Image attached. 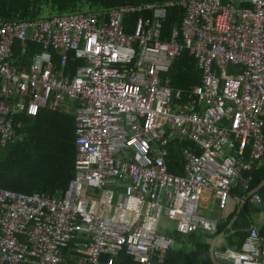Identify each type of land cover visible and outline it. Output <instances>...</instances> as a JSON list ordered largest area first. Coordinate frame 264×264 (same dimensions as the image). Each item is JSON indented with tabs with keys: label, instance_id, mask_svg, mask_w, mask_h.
I'll list each match as a JSON object with an SVG mask.
<instances>
[{
	"label": "built area",
	"instance_id": "obj_1",
	"mask_svg": "<svg viewBox=\"0 0 264 264\" xmlns=\"http://www.w3.org/2000/svg\"><path fill=\"white\" fill-rule=\"evenodd\" d=\"M165 9L185 16L164 39ZM148 14V16H144ZM39 48L20 62L27 43ZM181 51L201 84L171 90ZM76 66L71 75L69 54ZM231 68V69H229ZM75 106L73 177L58 197L0 189V264H163L174 238L215 233L198 215L205 191L224 211L231 189L264 165V0H180L106 11L0 19V147L14 116ZM184 176L167 172L170 140ZM252 195L251 203L259 204ZM225 264H264L254 228Z\"/></svg>",
	"mask_w": 264,
	"mask_h": 264
},
{
	"label": "trees",
	"instance_id": "obj_2",
	"mask_svg": "<svg viewBox=\"0 0 264 264\" xmlns=\"http://www.w3.org/2000/svg\"><path fill=\"white\" fill-rule=\"evenodd\" d=\"M165 1L174 0H0V19L31 21L40 17L43 10L47 11V16H50L51 12L64 15L81 13L85 6L93 12L126 5L136 6ZM181 17H183V11L164 10V17L160 21L164 37ZM39 48L28 42L25 52L23 54L17 52L16 55L24 65L28 63L34 52L39 51ZM72 63L73 55L69 54L71 68L83 65L77 62ZM169 77V86L173 89L183 90L192 85L201 84V72L197 67V60L187 51H181L174 59ZM14 127L23 139L6 148H0V189L25 195L64 191L71 177L75 157L74 118L56 111L40 110L33 118L16 114ZM187 145L186 142L170 140L167 172L171 176H183L181 149ZM250 177L249 191H253L264 180V166L254 168ZM232 194L239 198H245L246 195L239 191H234ZM255 194L260 199L257 216L262 220V224L258 228V235L264 246V185ZM237 210L228 217L226 225L212 235L201 232L186 236L167 233L168 236L174 237V246L166 251L163 264H212L209 257V245L204 241L206 238L211 240L224 231L227 234L226 243L229 248L233 251L239 250L247 237L248 230L252 227L249 215L253 213L248 206L243 207L239 214ZM234 217L237 219L227 231L226 228ZM160 231L165 232L163 229ZM128 261L129 258L122 253L117 257L115 264H127Z\"/></svg>",
	"mask_w": 264,
	"mask_h": 264
},
{
	"label": "crops",
	"instance_id": "obj_3",
	"mask_svg": "<svg viewBox=\"0 0 264 264\" xmlns=\"http://www.w3.org/2000/svg\"><path fill=\"white\" fill-rule=\"evenodd\" d=\"M176 1H180V0H174V1H165V2H176ZM165 2H162V3H152V4H144V5H160V4H163V3H165ZM132 6H134V5H132ZM136 6H141V5H136ZM177 10H180V9H177ZM180 11H183V10H180ZM144 16H148V14H144ZM185 16V12L183 11V17ZM183 17H181V18H183ZM180 18V19H181ZM180 22V20L178 21V23ZM178 23H176V24H173L171 27H174V26H176V25H178ZM171 29V28H170ZM169 29V30H170ZM169 30L167 31V33L165 34V37H164V39H167V36H168V32H169ZM71 54V53H70ZM196 59V58H195ZM197 60V59H196ZM74 63V62H73ZM72 63V64H73ZM197 67H198V62H197ZM171 68V67H170ZM70 69H71V75H73V67L71 68L70 67ZM198 69H199V67H198ZM229 69H231V68H229ZM170 71V70H169ZM201 72V71H200ZM166 78H168L169 79V83H170V77H169V72L167 73V74H164V75H162V80L163 81H165L166 80ZM169 86V85H168ZM192 86H194V85H192ZM170 87V86H169ZM191 87V86H190ZM189 88V87H188ZM187 88V89H188ZM170 89L171 90H178V89H173L172 87H170ZM183 90H186V89H183ZM75 106H76V104L74 103V102H69V101H67L66 103H65V105H63V107L60 109V110H56V112L57 113H63V114H67V115H69V116H71V117H73L74 119H75ZM68 107V109H69V111L68 112H63L62 110L63 109H66ZM40 110H48V111H51L52 112V110H49L48 108H40L38 111H40ZM25 115V114H24ZM26 116V115H25ZM26 117H28V116H26ZM30 118V117H29ZM33 118V117H32ZM74 127H75V120H74ZM15 128V127H14ZM15 130H16V128H15ZM22 139H23V137H22V135H18V139L17 140H15L13 143H10V144H7L6 146H4V147H0V148H6L8 145H12V144H15L16 142H21L22 141ZM173 140H177V139H173ZM177 141H179V140H177ZM179 142H185V141H179ZM75 145V144H74ZM75 155H76V149H75ZM74 160H75V157H74ZM262 166H264V165H261V163H257V162H255L254 163V165L251 167V170L248 172V173H244V174H242V176H241V178L243 179V180H246V179H249V182H248V190L247 191H244L243 189H242V187H241V182H237L236 183V186L235 187H233L232 189H231V197H230V200H229V202H228V205H227V208L224 210V211H220L219 209H218V205H217V199H216V196H215V194L213 193V192H209V191H205L204 193H203V195H202V197H201V199H200V206H199V211H198V215L200 216V217H203V218H205V219H209V220H216L217 221V229H216V232H219V229H222V227H224L225 225H226V220L228 219V217L229 216H231L235 211H236V209H238L237 210V214H239V212H240V210L243 208V207H249V209H250V212H252L253 214H255V215H253V214H251V215H249V217L251 218V222H252V227L251 228H254L255 230H256V232H257V234H258V228L261 226V224H262V220L260 219V217L259 216H257V214H258V205H254V204H252L251 203V198H252V195H256L255 193L256 192H254V193H252L247 199H246V202H244L245 201V198L247 197V195L249 194V193H251L252 191H249V184H250V182H251V177H250V173L252 172V170L254 169V168H258V167H262ZM73 168H74V163H72V173H71V177H70V179H69V181H68V183L70 182V180L72 179V177H73ZM183 176H184V172H183ZM263 182V181H262ZM261 182V183H262ZM68 183H67V185H68ZM260 183V184H261ZM259 184V185H260ZM258 185V186H259ZM257 186V187H258ZM66 188H67V186H66ZM261 188V187H260ZM259 188V189H260ZM258 189V190H259ZM66 190V189H65ZM64 190V191H65ZM254 190H256V189H254ZM253 190V191H254ZM258 190H256V191H258ZM64 191H51V192H49L48 194H44V195H54V196H56V197H58V196H60ZM234 191H239V192H241V193H243L244 195H245V198H239L238 196H236V195H233L232 193L234 192ZM12 192V191H11ZM34 194H38V193H34ZM39 194H43V193H39ZM257 196V195H256ZM258 197V196H257ZM214 198V201H213V203H212V199ZM259 198V197H258ZM259 201H260V199H259ZM201 203H203V206L205 207V208H201ZM208 203H212V207H211V209L210 210H208L207 209V206H208ZM260 203V202H259ZM249 212V213H250ZM237 219V217H234L233 218V220L230 222V224L227 226V228H226V230L227 231H229L230 230V228L232 227V225H233V223L235 222V220ZM219 227V228H218ZM250 228V229H251ZM161 229H163L164 231L166 230L167 231V233L168 234H173L174 233V230H173V224H171V223H167V222H165L164 220L162 221V223H161ZM218 230V231H217ZM249 231V230H248ZM215 232V233H216ZM202 234H208V235H212V234H215V233H204V232H201ZM259 236V235H258ZM171 237V236H170ZM174 238V237H173ZM215 238H217L216 239V241H215V244H214V248L215 249H217L216 251H214V255H215V257H217L219 260L218 261H222L223 262V264H225L226 263V251L227 250H230V251H233V249H231V248H229V246H228V244L226 243V238H227V234H226V231H224V232H220L219 234H217L213 239H211V240H207V238L205 239V243H208V245H209V248H210V245H211V243H212V241L215 239ZM223 239V242L220 244V245H217V242H218V240L219 239ZM259 238H260V245L262 246V247H264L263 245H262V239H261V237L259 236ZM244 242V241H243ZM242 242V243H243ZM242 245V244H241ZM222 247H224L225 248V250H224V252H221V248ZM241 247V246H240ZM240 249V248H239ZM185 252V251H184ZM209 257H210V253H209ZM210 260H211V257H210ZM224 260V261H223ZM218 261H217V264H218ZM211 262H212V260H211ZM212 264H213V262H212Z\"/></svg>",
	"mask_w": 264,
	"mask_h": 264
},
{
	"label": "rangeland",
	"instance_id": "obj_4",
	"mask_svg": "<svg viewBox=\"0 0 264 264\" xmlns=\"http://www.w3.org/2000/svg\"><path fill=\"white\" fill-rule=\"evenodd\" d=\"M90 12V10H89V8L87 7V6H85L84 8H83V10L81 11V13H89ZM49 15L50 16H62V15H57L55 12H51V13H49ZM64 15H66V14H64ZM47 16V11L46 10H43L42 11V14H41V16L39 17V18H43V17H46ZM63 112H68L69 111V109H68V107L66 108V109H63L62 110ZM213 201H214V198L212 199V203H213ZM212 203L210 204V203H208V206H207V209L208 210H210L211 209V205H212ZM201 208H205L204 206H203V203H201ZM223 242V239H219L218 240V242H217V245H220L221 243ZM218 264H223V262L222 261H218Z\"/></svg>",
	"mask_w": 264,
	"mask_h": 264
},
{
	"label": "water",
	"instance_id": "obj_5",
	"mask_svg": "<svg viewBox=\"0 0 264 264\" xmlns=\"http://www.w3.org/2000/svg\"><path fill=\"white\" fill-rule=\"evenodd\" d=\"M264 185V180H263V182L256 188V190H258L260 187H262ZM256 190H254V191H252L251 193H249L248 195H247V197L245 198V201L244 202H246V199L252 194V193H254V192H256ZM216 239L217 238H215L213 241H212V243H211V245H210V248H209V253H210V257H211V260H212V262H213V264H217V261L219 260L217 257H215V255H214V251H216L217 249H215L214 248V244H215V241H216ZM224 250H225V248L224 247H222L221 248V252H224ZM224 261V260H223Z\"/></svg>",
	"mask_w": 264,
	"mask_h": 264
}]
</instances>
